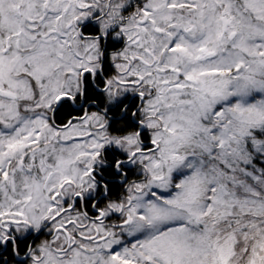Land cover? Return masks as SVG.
<instances>
[{
    "label": "snow or ice",
    "instance_id": "obj_1",
    "mask_svg": "<svg viewBox=\"0 0 264 264\" xmlns=\"http://www.w3.org/2000/svg\"><path fill=\"white\" fill-rule=\"evenodd\" d=\"M0 264H264V0H0Z\"/></svg>",
    "mask_w": 264,
    "mask_h": 264
}]
</instances>
